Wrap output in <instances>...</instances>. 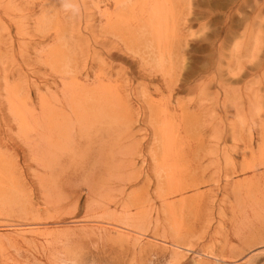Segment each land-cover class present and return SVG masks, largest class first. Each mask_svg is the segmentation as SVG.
Here are the masks:
<instances>
[{
  "label": "rangeland",
  "instance_id": "374dc122",
  "mask_svg": "<svg viewBox=\"0 0 264 264\" xmlns=\"http://www.w3.org/2000/svg\"><path fill=\"white\" fill-rule=\"evenodd\" d=\"M6 2L10 3L11 8L0 6V174L3 172L9 175L7 178L12 183H8L10 188L8 187L7 196L14 203L11 207L5 204V207L1 208L4 213L9 214L5 218L0 217V234L3 232L13 233L15 230L25 231L24 228L31 227L35 228L34 230L45 228L41 224L26 227L24 219L21 218L25 207L34 210L37 215L56 212L45 204L42 197L44 194L40 191L36 179L38 175L36 173L39 170V166H36L38 165L37 158L33 157L34 155L30 151L33 150L32 146L20 139L24 137H20L21 131L18 130L17 119L14 120L15 118L8 110L4 88L6 82H9L7 83L9 85L21 82L20 96L29 97L36 111L40 112L38 93L46 92L47 83L51 85L53 93L60 88L57 87L59 81L56 84L54 82V79L57 80V76L54 78L50 74V72L56 73L57 70L51 71V66L48 64L50 59L47 57L48 50L53 47L52 45H57V42L53 40L55 33L61 34L59 36L62 39L58 40L61 44H59L60 49L64 54H70L71 61L74 62L75 59L82 70L91 61V54L95 50L101 51L100 47L94 44V36H98V39L105 38V31L110 27L106 28L103 25L106 21L102 20L98 13L100 9L109 6L107 0H45V2L44 0H6ZM48 7L50 8L48 9ZM4 10L9 12L6 13ZM170 18L174 20L170 19V21L172 20L170 25L174 27L169 29V34H166V36L168 35L166 40L168 43L170 42L169 46L163 48L174 51L171 61L167 60L165 63V69H170V66L174 69V65H176L177 72H180L179 81H176L173 90L169 91L165 86L164 78L159 72L161 66L156 65V69L153 64L142 66L138 58L141 53L146 56L143 54L144 51L136 50L135 56L129 54L130 57L121 52V55L119 54L115 59L107 60V62H112L113 66L119 65L126 72V75L123 76L117 73V70H113L115 73L112 72L109 75L112 82L115 80L113 84L118 85L119 88L122 84L120 81L123 82L124 89L129 93L130 98H133L135 91V95L140 99L132 100L139 108L137 113L139 124L136 122L133 125V131L136 135L134 141L144 143L145 154L143 156L135 155L132 158L127 156L126 160H135L137 163L135 168L138 172H146L150 163L149 157L146 155L153 146V141L152 138H149L150 136L145 137L146 130L143 129L144 124L141 123L143 98L149 96L148 98L154 101L155 99L163 101L168 98L173 109L177 108L178 103L183 104L186 106L184 112L187 117L184 114L186 119L181 118L183 115L178 119L185 121L184 124L182 123L183 125L180 127V123H177L178 119L175 122L176 120L173 118L174 125L178 124L175 129L177 131L181 129V136L185 134L189 137L188 141L185 137L184 148L180 154L188 162L192 159L197 163H202L203 173L201 174L204 181L198 189L188 188L184 195L192 199L198 193H205L208 196V194L212 195L217 191L219 200L215 203L207 201L206 209H199L193 203H188L180 208V203H177V213L180 215L181 212L180 216H182L178 221L180 222L178 224L181 225L179 228L188 232L185 245L180 241L181 243L177 246H173L169 242L166 243L168 240H160L158 236L151 238L153 235L150 237V234L153 233L146 232L143 235L146 244L143 243L142 248L122 249V244L128 245L127 240L121 241V237L114 234L115 238L103 241L104 245L102 241H88L80 247L73 245L75 247L70 248L69 255L74 252L70 257L77 258L78 256L77 259H80L79 261L82 259L83 264H264V219L261 222L255 218L253 205L249 200L246 199L241 204H238L237 201V197L241 193L250 191L247 186L250 185L249 181L251 180L248 179L254 174L252 171L243 170L242 162H254L258 157H264V0H175L173 14ZM131 19L133 17L129 14L127 20ZM87 24L88 28L85 27ZM78 27L81 28L80 31ZM139 30L131 29L132 34L139 36L138 38L141 40L143 38L140 36L144 35L141 33L142 30ZM112 35L111 33L108 35L110 38H114L110 45H121L118 39ZM170 36L173 38L172 40ZM155 45V41L151 38L150 41L145 42V46L141 44V49L138 48V50L148 51L155 48ZM148 53L152 55V53ZM103 56L106 57L105 54ZM87 57L88 61H86ZM151 68L155 69V72L149 74ZM93 69L94 71H90L88 76L84 75L86 79L90 77L88 79L90 84L94 81V72L97 66ZM143 70L149 76H145ZM239 72L242 76L240 75L238 79L234 78L233 74ZM153 76L155 78L152 81ZM219 80L220 83H218ZM117 81H119L118 84ZM225 88L228 89L227 93H225ZM249 89L251 90L249 91ZM250 93L252 96H248V94L251 95ZM249 97L251 100H248ZM218 100L220 101L218 102ZM195 118L196 122H194ZM261 124H263L262 127ZM99 126L105 125L99 124ZM164 128L165 126L162 125L161 130H166ZM95 129L98 128L95 126ZM214 129L217 130L216 133L220 137L219 143L216 142L213 135ZM150 131L149 128L148 133ZM145 139L149 141L146 142ZM201 139L202 143H200ZM216 144H219L217 150L219 154L217 168L219 170H216L217 173L214 172L215 165L211 164L210 160L212 158L210 153L214 152L213 147L215 148ZM199 151L202 152V155L197 157L196 153ZM83 155L92 157L89 159L90 161L88 160L89 164L99 157L94 145L90 146V149L85 153L79 154V156ZM6 166H9V169H6ZM63 168H61L63 170L61 180L64 188L80 190L87 171L76 169L77 171L73 173ZM182 170L177 175H187V168L183 167ZM82 173L83 175H81ZM260 173H264V167L257 168L256 174ZM197 174L200 173L197 172ZM14 180H16L15 185ZM0 186V190L3 192L5 188L3 185ZM155 186L154 180H149L147 183L142 180L127 185L124 187V192L132 195L142 192L147 187H151L150 190L153 192ZM85 191L80 192L82 200L78 214L66 215L74 206V202L68 204L62 212L63 215L61 214L62 227L60 225L58 227H74L83 218L88 195ZM14 196L19 200H16ZM29 196L31 197L29 198ZM19 197L23 200L22 202ZM179 198L177 196L174 199L178 200ZM237 205H240L241 208L233 214V206ZM0 207L2 206L0 205ZM150 209L155 217L159 211L161 213L160 220L164 219L163 208L159 200L156 199L155 204L149 208L148 212L151 211ZM3 211L0 210V212ZM261 213L264 215L263 212ZM254 234L258 235L255 237ZM247 237H253L252 241L254 242L251 246L245 244ZM241 242H243L242 245ZM232 243L235 244L233 250L231 249ZM9 246H7L5 254L13 252V247ZM81 248L84 250L81 251ZM67 252L65 251L64 254ZM41 253L43 255H40L39 261L49 258L53 251L42 250ZM172 254H177V256L172 257L175 256ZM2 255L4 253L0 254V257ZM19 258L22 260V264H39L33 262L34 260H31L30 263L26 262L28 257L25 255Z\"/></svg>",
  "mask_w": 264,
  "mask_h": 264
},
{
  "label": "bare ground",
  "instance_id": "6f19581e",
  "mask_svg": "<svg viewBox=\"0 0 264 264\" xmlns=\"http://www.w3.org/2000/svg\"><path fill=\"white\" fill-rule=\"evenodd\" d=\"M107 2L109 6L106 5L107 7L100 9L98 13L100 18L106 21L103 25L106 28L108 26L111 28L108 27L110 29H106L105 38L98 39V36H94V44L99 46L102 52L95 50L91 54V61L86 65V68L83 67L81 70L80 65L75 59L74 62L71 61L72 56L70 54H64L59 47L61 45L60 41H58L62 39L59 36L61 34L55 33L53 40L57 42V45L53 44L52 48H48L47 57L50 59L48 64L51 66V71L57 70L56 73L50 72V74L54 78L57 76V80L54 79V82L56 84L59 81L57 87L60 88L53 93L50 88L51 85L47 83L45 86L46 92L43 94L38 93L40 112L36 111L29 97L20 96V91H22L21 82L14 84L10 82L12 85L6 82L4 86L8 110L13 115L12 117L15 118L14 120L17 119L18 130L21 131L20 137H24L19 138L23 139L24 143L26 142V144L32 146L33 150H30L34 155L32 156H36L37 158L38 162L36 163L38 165L36 166H39V170L36 173L38 174L36 179L40 191L44 194L42 197L45 200L46 206L56 212L37 215L34 210L25 207L26 209H23V216L21 218L24 219L23 222L26 224V227L41 224L45 228L34 230L35 228L31 227L24 228L25 231L15 230L13 233H1L0 254L4 253V255L0 257V264H22V260L19 257L23 255L28 257L26 261L28 263L34 260L33 262L39 264H83L82 259L81 261L77 259L78 256L77 258L70 257L74 253L69 255L71 253L70 248L75 247L73 245L80 247V245L84 246L88 241H109V239L115 238L114 234L120 236L121 241L127 240L126 243L128 245L122 244V249L132 248L135 250L137 247H141L143 243L146 244L143 238L146 232L153 233L150 234V237L153 235L151 238L158 236L160 240L166 239L168 240L166 243L169 242L173 246H177L181 242L185 245V238L188 236V232L187 230H182L181 227L179 228L181 225L178 224L180 223L178 221L182 216H180L181 212L180 215L177 213V203H180V208L188 203H193L199 209H206L208 205L207 201L215 203L219 200V193L217 191L214 192L215 194H208V196L205 193H198L192 199L184 195V192L188 188L198 189L204 181L201 174L203 173L202 163H197L196 160L192 159L188 162L180 154L184 148V142L189 138L185 134V136H181V129L178 131L175 129V126L178 124L174 125V120L181 117V115H183L181 118H185L184 109L186 106L183 104L178 103L177 108L173 109L170 106L168 98L163 101H156V99L154 101L153 99H149V96L143 98V104L141 105L143 118L141 123L144 124L143 129L146 130L145 137L150 136L149 138H152L153 141V146L146 155L149 157L150 163L146 172H138L135 168L137 165L136 161L133 159L126 160L127 156L132 158L135 155L143 156L145 154L144 143L134 141L136 135L133 131V125L139 121L137 120L139 108L137 105L135 106L132 100L138 101L140 99L135 95V91L133 92V98H130L129 93L124 89L125 85L119 79L120 83H122L119 88L118 85L113 84L115 80L112 82L109 77L113 70H117V73L123 76L126 75V72L119 65L113 66L114 64L107 62V60L115 59L116 56L121 55V52L130 57L129 54L135 56L136 50L138 52L144 51L143 54L146 56H143L141 53L138 60L142 66H147L148 64H153L154 67L156 65L161 66L159 72H161L160 74L164 78L162 79L165 81V86L170 91L179 81L178 76L180 72H177L178 68H176V65H174V69L172 66L169 67L170 69H165V63L167 60L171 61L174 51L163 47H168L170 43L166 40L168 38L166 34H169V29L174 27L170 25V22L173 20L170 17L173 14L175 0H107ZM9 4L6 0H0V6L3 8H11ZM5 12L8 13L9 11ZM129 14L133 19L127 20ZM170 19L172 20L170 21ZM85 27L88 28V24ZM80 29L78 27L79 31ZM131 29H141V33L144 36L140 37L143 39L140 40L139 36L137 37L135 34H132ZM110 33L118 39L121 45H110L114 41V38L108 36ZM151 38L155 41L156 47L148 51H145V49L139 51L138 48L141 49V44L145 46V42L150 41ZM148 52L152 53V55ZM104 54L106 57L103 56ZM86 59L88 61L89 58L87 57ZM96 66L94 81L90 84L88 80L90 77L86 79L84 75L88 76L91 73L90 71H94L93 68ZM155 69L151 68L149 74L150 72L154 73ZM239 73L233 74V77L238 79L241 75V72ZM144 74L145 76H149L147 72ZM154 78L155 76L152 77V81ZM119 81H117V84ZM218 83H220V80ZM224 90L225 93L228 92L227 88ZM248 96H252V94H248ZM185 116L187 117L186 114ZM178 121L176 120L175 122L180 123V127L185 122L180 121V119ZM194 122H196V118ZM99 124H104L105 126H99ZM162 125L165 126L164 129L166 130H161ZM95 126L98 129H95ZM262 126L263 124H261ZM148 127L151 129L150 133H148ZM175 130L176 132H174ZM216 131L214 129L213 135L216 138V142L219 143L218 139L220 140V137ZM145 140L146 142L149 141ZM200 143H202V139ZM92 145H94L96 154L99 157L97 156L98 158L95 161L92 160L94 162L89 164L88 160L92 157L86 155L79 156V154L85 153ZM213 149L214 152L210 153L212 155L210 160L211 164L215 165L214 172L217 173L218 171L216 170H219L217 168V165H219V154L217 153L219 144H216ZM103 152L105 153L104 155L102 154ZM196 154L198 157L202 155V152L199 151ZM7 161L9 162V160ZM63 167L66 171L70 170L73 173L78 169L87 171V175L83 177V183L81 182L82 188L80 190H76L75 188H67L66 190L64 188L61 180L63 177V170L61 168ZM183 167L187 168L188 172L187 175H184L185 177L177 175ZM261 167H264V157H258L254 162H242L241 168L248 172L252 171L254 174L248 179L251 180L249 181L250 185L247 186L250 191H245V193H241L237 197L238 204L246 201V199L252 203L255 212L254 216L259 221L264 219V215L261 213H264V173L256 174L257 168ZM6 169H9V166H6ZM197 172L200 174H197ZM1 173L0 185H3V188H5L3 192L0 190V205L2 206L0 210L3 211L1 208L5 207V204L11 207L14 202L12 203V200L7 196L8 183H12L7 178L9 175ZM4 179L7 181H3ZM142 180H145V183L149 182V180H154L156 184L155 190L151 192V187H147L142 192L132 195L131 193L126 194L124 192V187L127 185L133 182H141ZM15 182L16 180L13 182L14 185ZM84 190H86L85 192L88 195L83 218L74 227L60 228L63 222L61 214L68 204L74 202V206L66 215L78 214L82 200L80 192ZM177 196L180 198L178 200L174 199ZM21 197L24 198L23 196ZM40 198L38 199L40 200ZM156 199L159 200L163 208V220H160L161 213L159 211H157L156 217L153 215L154 213L151 209L148 212L149 208L155 204ZM23 200L20 198L21 202ZM148 206L149 208H147ZM239 208H241L240 205L233 206V214ZM33 211L34 214L32 215ZM0 213L1 218H5L9 214L4 213V211ZM63 218L65 219V217ZM251 222L253 223V221ZM252 239L253 237H247L245 244L251 246L254 242ZM226 243L229 242L226 241ZM8 245L13 247V252L9 254L6 252L5 254ZM233 247H235L234 243L231 244V249ZM83 248H81V251L84 250ZM42 250H51L53 254L49 258H43L39 261L40 255L44 253H41ZM65 251L68 252L64 254ZM176 256L177 254L172 257ZM30 257L32 258L30 259Z\"/></svg>",
  "mask_w": 264,
  "mask_h": 264
}]
</instances>
